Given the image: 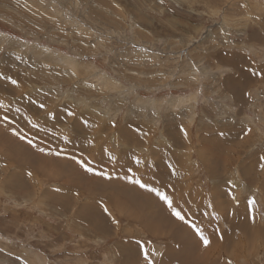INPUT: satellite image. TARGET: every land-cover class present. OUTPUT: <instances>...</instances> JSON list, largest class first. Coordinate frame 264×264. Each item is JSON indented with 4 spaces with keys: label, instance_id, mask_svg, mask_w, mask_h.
Wrapping results in <instances>:
<instances>
[{
    "label": "rangeland",
    "instance_id": "1",
    "mask_svg": "<svg viewBox=\"0 0 264 264\" xmlns=\"http://www.w3.org/2000/svg\"><path fill=\"white\" fill-rule=\"evenodd\" d=\"M262 157L264 0H0V264H264Z\"/></svg>",
    "mask_w": 264,
    "mask_h": 264
},
{
    "label": "snow or ice",
    "instance_id": "2",
    "mask_svg": "<svg viewBox=\"0 0 264 264\" xmlns=\"http://www.w3.org/2000/svg\"><path fill=\"white\" fill-rule=\"evenodd\" d=\"M13 84H16L17 82L15 80L12 81ZM41 107H43V105H41ZM35 126V125H34ZM21 139H23V137H21ZM262 159H264V157H262ZM77 163H80V161H77ZM262 167H264V165H262ZM85 171L87 172H92L93 169L91 167H87L85 168ZM134 183L139 184L141 188H145L147 187V185L141 183L139 180L134 181ZM149 191L155 192V194L162 200L164 201L170 211L171 214L180 221H185V217L182 215V213L180 211H177L176 208L173 207L172 201L170 200V198L168 196H166L164 193L160 192L159 190L155 189V188H148ZM250 204L252 203L251 201L249 202ZM197 235L199 236L200 240L203 241L204 245L207 246L210 244V241L207 237H205L203 235V233L199 230L196 229Z\"/></svg>",
    "mask_w": 264,
    "mask_h": 264
},
{
    "label": "bare ground",
    "instance_id": "3",
    "mask_svg": "<svg viewBox=\"0 0 264 264\" xmlns=\"http://www.w3.org/2000/svg\"><path fill=\"white\" fill-rule=\"evenodd\" d=\"M20 148V147H19ZM145 224V223H144ZM146 225V224H145ZM150 225V224H149ZM205 256V255H204Z\"/></svg>",
    "mask_w": 264,
    "mask_h": 264
}]
</instances>
